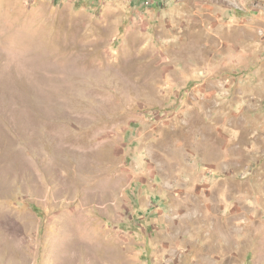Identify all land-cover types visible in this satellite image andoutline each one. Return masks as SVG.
<instances>
[{"label": "rangeland", "instance_id": "rangeland-1", "mask_svg": "<svg viewBox=\"0 0 264 264\" xmlns=\"http://www.w3.org/2000/svg\"><path fill=\"white\" fill-rule=\"evenodd\" d=\"M0 264H264V0H0Z\"/></svg>", "mask_w": 264, "mask_h": 264}]
</instances>
